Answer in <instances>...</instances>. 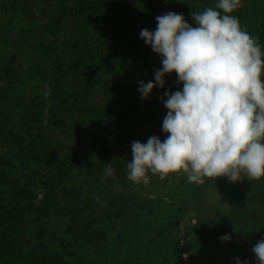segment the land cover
<instances>
[{
    "label": "trees",
    "instance_id": "obj_1",
    "mask_svg": "<svg viewBox=\"0 0 264 264\" xmlns=\"http://www.w3.org/2000/svg\"><path fill=\"white\" fill-rule=\"evenodd\" d=\"M110 1L58 0L21 56L0 59V264H97L149 233L148 244L163 236L145 219L151 206L142 183L127 178L126 164L132 141L152 135L163 141L164 91L182 87L172 73L147 99L137 91L140 80L155 83L161 67L140 30H155L157 15L176 11L158 4L144 11V22L122 0L111 18ZM240 3L231 14L264 50L255 19L264 13V0ZM70 20L80 27L70 30ZM231 183L204 180L211 188ZM254 197L263 206L245 214L254 224L250 236L264 226V177ZM178 233L169 264H187L189 243L183 236L182 244ZM225 234L230 241L221 240ZM237 237L221 228L208 245L219 249ZM79 249L92 250L97 259L80 256ZM251 249L237 247L231 264L236 257L256 264Z\"/></svg>",
    "mask_w": 264,
    "mask_h": 264
},
{
    "label": "clouds",
    "instance_id": "obj_2",
    "mask_svg": "<svg viewBox=\"0 0 264 264\" xmlns=\"http://www.w3.org/2000/svg\"><path fill=\"white\" fill-rule=\"evenodd\" d=\"M240 6V0H216L215 7L191 11L194 26L183 13L168 11L155 17V30H140L161 62L155 83L138 81L141 99L163 89L172 73L182 87L164 91L163 141L152 135L131 142V182L149 184V172L161 179L182 173L195 184L212 177L232 183L264 177V50L231 14ZM251 252L256 264H264V237Z\"/></svg>",
    "mask_w": 264,
    "mask_h": 264
},
{
    "label": "rangeland",
    "instance_id": "obj_3",
    "mask_svg": "<svg viewBox=\"0 0 264 264\" xmlns=\"http://www.w3.org/2000/svg\"><path fill=\"white\" fill-rule=\"evenodd\" d=\"M57 2L58 0H0V59L8 58L10 53L21 56L22 45L32 41L31 34L37 36L36 26L52 15ZM119 2L122 0L110 1L108 17H116L119 13ZM123 4L135 9L144 22V11L153 9L158 4L171 5L177 13H183L186 20L193 21L191 11L198 13L205 8L215 7L216 0H124ZM255 19L258 23L256 34L264 36V13ZM79 25L77 20L67 23L70 30L80 27ZM17 34L23 35L22 40L17 39ZM9 38L13 39L11 44ZM20 71L22 70L18 72L21 73ZM149 178V184L142 185L145 200L152 212L144 215L151 227L163 230V236L148 244L149 233L132 246L116 249L111 257H101V262L97 264H169L177 230L181 243L184 244L183 236L189 243L187 264H231L237 247L252 248L264 237L262 225H258L257 236H250L249 233L253 232V220L245 217L246 213L258 211V204L263 206L254 197L261 178L249 179L244 176L240 182L220 188H211L204 183H189L182 173L170 174L164 179L157 176ZM221 228L238 237L233 243L222 242L219 249H212L208 241ZM78 253L87 259H97L90 249H79Z\"/></svg>",
    "mask_w": 264,
    "mask_h": 264
},
{
    "label": "built area",
    "instance_id": "obj_4",
    "mask_svg": "<svg viewBox=\"0 0 264 264\" xmlns=\"http://www.w3.org/2000/svg\"><path fill=\"white\" fill-rule=\"evenodd\" d=\"M186 262H187V260H186Z\"/></svg>",
    "mask_w": 264,
    "mask_h": 264
}]
</instances>
